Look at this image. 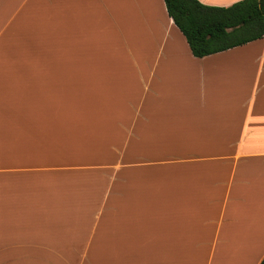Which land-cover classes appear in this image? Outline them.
<instances>
[{"label": "crops", "instance_id": "0c3cea01", "mask_svg": "<svg viewBox=\"0 0 264 264\" xmlns=\"http://www.w3.org/2000/svg\"><path fill=\"white\" fill-rule=\"evenodd\" d=\"M91 47L130 55L139 93H100L86 55L64 61ZM45 57L93 89L60 107L0 85V264L260 262L264 152L233 147H264V35L195 57L163 0H0V69L33 67L42 90Z\"/></svg>", "mask_w": 264, "mask_h": 264}, {"label": "rangeland", "instance_id": "374dc122", "mask_svg": "<svg viewBox=\"0 0 264 264\" xmlns=\"http://www.w3.org/2000/svg\"><path fill=\"white\" fill-rule=\"evenodd\" d=\"M98 29V27H94ZM84 39L88 38L90 43H94L95 38H90L89 33H85ZM97 38V36H96ZM114 52H118L116 50H113ZM114 52H111L107 55V58L98 61L97 58L99 57L98 54L93 50V48H89L86 50L83 49H77L72 53V56L70 58L65 59L64 61L72 63L74 61H83L81 58H83L85 55L88 57L87 63L91 64L92 72L95 73L97 78H103V80H100V86L99 91L101 93H133V86L136 90V93H139V85L137 83L133 84L132 80H138V74L132 65L130 58L125 53V60H119L117 59V56ZM83 55V57H81ZM29 64V63H28ZM64 63L60 61L59 68L57 71L53 73L52 67H51V58L45 57L43 59L42 65L46 67L45 74H42L38 78L39 81H43V87L42 90H39L36 88L33 78H29L26 75L32 74L30 73L32 71L33 67H28L29 73L27 69L24 70V65H22L21 68L19 67H13L10 68L8 72H5L0 69V85L7 84L10 85V82H12V89L9 93H55L53 96L55 97V100L60 101V107H67V106H73L72 103H78V105H82V93H84L86 90L87 92L89 89H93V84L90 83L91 80H85L81 81L83 79V75H80L78 73V67H68L63 66ZM57 65V64H56ZM14 66V64L11 65V67ZM90 66V65H89ZM27 68V67H26ZM13 72V73H10ZM140 72H143L141 70ZM78 74V79L74 81H70V75L71 74ZM21 75V76H20ZM20 76L19 81H27L26 82V88L24 89L22 85L19 87V82H17V78ZM146 80V79H145ZM22 83V82H20ZM149 90L145 91L143 93H152L151 90L153 88V84L148 85ZM2 89V88H0ZM0 93H8L7 91L3 90ZM73 93H80L78 95L72 96ZM142 93V90L140 91ZM195 93V90H194ZM65 99V100H64ZM48 106L45 104V107ZM61 118H64L69 126V122L71 123V126L73 128V131H68V133H72V136L80 137L78 135V129H80V125L78 124V118L82 117V114L80 113H70V114H61ZM63 126L62 124L60 125ZM54 129L52 132L56 133V124L53 125ZM61 133V129L59 131ZM84 136V135H83ZM251 152H264V147H233V153L241 154V153H251ZM104 227V226H103ZM105 228V227H104ZM108 228L110 230L109 236L114 235V230L108 225Z\"/></svg>", "mask_w": 264, "mask_h": 264}, {"label": "trees", "instance_id": "16d2710c", "mask_svg": "<svg viewBox=\"0 0 264 264\" xmlns=\"http://www.w3.org/2000/svg\"><path fill=\"white\" fill-rule=\"evenodd\" d=\"M193 56L203 57L264 35V0L211 6L198 0H163ZM258 264H264V257Z\"/></svg>", "mask_w": 264, "mask_h": 264}]
</instances>
